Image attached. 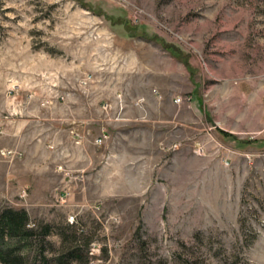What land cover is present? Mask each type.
<instances>
[{"label":"rangeland","instance_id":"374dc122","mask_svg":"<svg viewBox=\"0 0 264 264\" xmlns=\"http://www.w3.org/2000/svg\"><path fill=\"white\" fill-rule=\"evenodd\" d=\"M4 209L0 264H264V0H0Z\"/></svg>","mask_w":264,"mask_h":264},{"label":"trees","instance_id":"16d2710c","mask_svg":"<svg viewBox=\"0 0 264 264\" xmlns=\"http://www.w3.org/2000/svg\"><path fill=\"white\" fill-rule=\"evenodd\" d=\"M164 48L175 58H178L188 69V71H192V68L187 60V54L172 48L171 45H164ZM216 132L224 138H232V140H235L239 143V141H237L231 134H228L221 130H216ZM250 143L251 141L246 142L245 144ZM27 221V215L23 210L4 209L0 213V239L3 236L14 238H22L26 236V234L28 233V230L26 229ZM0 260H2L1 255Z\"/></svg>","mask_w":264,"mask_h":264},{"label":"built area","instance_id":"2783aa9c","mask_svg":"<svg viewBox=\"0 0 264 264\" xmlns=\"http://www.w3.org/2000/svg\"><path fill=\"white\" fill-rule=\"evenodd\" d=\"M96 141H97V143H98V142L100 141V138H98Z\"/></svg>","mask_w":264,"mask_h":264}]
</instances>
